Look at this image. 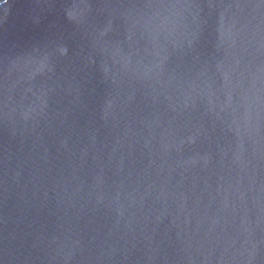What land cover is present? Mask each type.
<instances>
[{"label": "water", "instance_id": "water-1", "mask_svg": "<svg viewBox=\"0 0 264 264\" xmlns=\"http://www.w3.org/2000/svg\"><path fill=\"white\" fill-rule=\"evenodd\" d=\"M0 264H264V0H0Z\"/></svg>", "mask_w": 264, "mask_h": 264}]
</instances>
